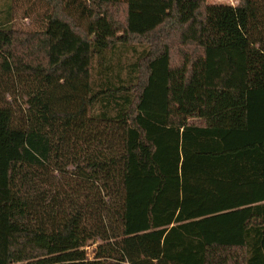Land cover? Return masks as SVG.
<instances>
[{
  "label": "trees",
  "instance_id": "trees-1",
  "mask_svg": "<svg viewBox=\"0 0 264 264\" xmlns=\"http://www.w3.org/2000/svg\"><path fill=\"white\" fill-rule=\"evenodd\" d=\"M20 1L0 264H264V0H28L36 30Z\"/></svg>",
  "mask_w": 264,
  "mask_h": 264
},
{
  "label": "rangeland",
  "instance_id": "rangeland-1",
  "mask_svg": "<svg viewBox=\"0 0 264 264\" xmlns=\"http://www.w3.org/2000/svg\"><path fill=\"white\" fill-rule=\"evenodd\" d=\"M211 4H225V5H237L238 0H208ZM20 4V5H19ZM19 13L17 15L16 24L23 29L36 30L41 28V20L46 14L44 7H36L31 1L23 0L19 2ZM31 10V11H29ZM98 241L91 242L86 248L89 258H93L95 249L98 245Z\"/></svg>",
  "mask_w": 264,
  "mask_h": 264
}]
</instances>
